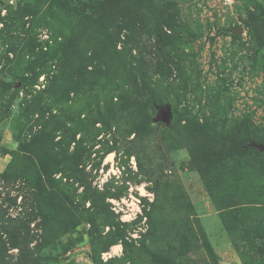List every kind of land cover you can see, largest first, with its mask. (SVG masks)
I'll return each mask as SVG.
<instances>
[{
    "label": "rangeland",
    "instance_id": "obj_1",
    "mask_svg": "<svg viewBox=\"0 0 264 264\" xmlns=\"http://www.w3.org/2000/svg\"><path fill=\"white\" fill-rule=\"evenodd\" d=\"M141 1L0 0V264H264V151L190 155L264 142V0Z\"/></svg>",
    "mask_w": 264,
    "mask_h": 264
},
{
    "label": "trees",
    "instance_id": "obj_2",
    "mask_svg": "<svg viewBox=\"0 0 264 264\" xmlns=\"http://www.w3.org/2000/svg\"><path fill=\"white\" fill-rule=\"evenodd\" d=\"M131 0H121V4H125V2H130ZM164 9V10H163ZM166 7H163V5L160 6L158 2L152 1H141L139 2L138 10H148L147 14L149 15H156V20L160 21L159 24L156 25V30L157 33H164L163 36L158 34V40H156L158 43L160 42L163 47V44L168 46L171 43H176L178 40L174 39V37L169 36L167 33L163 31L164 24L168 25L169 23L172 22L170 18L166 15L165 11ZM111 12V10H109ZM111 14V13H109ZM104 23L107 25V21L103 20ZM112 22V21H111ZM119 30L121 31L118 26H116ZM124 27V26H123ZM124 29V28H122ZM153 31V30H152ZM173 117L178 118V115L176 112H173ZM201 133L204 132L202 128H204V125L201 124ZM243 137H245V141L242 143H238L237 139L233 141V138L230 139L229 141L231 142L229 146L220 148L218 150H213V151H202L201 154H198V147L194 150V147L191 148L190 150V155L193 160V163L198 166V168L201 169L202 177L203 180L209 189H212L211 186H214L215 180L214 179H220V174L221 171L224 167L227 165V161L230 159H233L235 155L237 157H243L249 150H254L257 153H260L258 149V145H263L264 142L261 139H257L256 137H253L251 134L247 133L244 134ZM233 141V142H232ZM27 148V147H25ZM47 162H39L38 165H35L28 174H30L33 178V181L36 182L37 186H41V170L45 169ZM213 171V184L210 182L208 179L209 172L208 171ZM237 178V177H236ZM235 178V179H236ZM234 179V180H235ZM243 180L240 177L238 180L234 181L231 186H234L233 189L238 192V194L246 192V189H243L241 186L243 184ZM242 205L246 208H242L240 211H248V212H254L260 214L264 209L263 208H252L254 205V202L252 201V195L249 194L246 198V200L243 201ZM262 205V204H260ZM244 211V212H245ZM260 212V213H259ZM42 213V221L45 223L46 229L49 232V227H50V217L48 216L46 209L41 210ZM249 223L252 224V222H255L254 219H250ZM259 228V227H258ZM112 246V244H107L104 247V252L108 251V249ZM211 253L212 251L209 250ZM157 259V258H156ZM159 261V260H158ZM163 263H166V261H163ZM94 264H100L97 260L94 261Z\"/></svg>",
    "mask_w": 264,
    "mask_h": 264
},
{
    "label": "water",
    "instance_id": "obj_3",
    "mask_svg": "<svg viewBox=\"0 0 264 264\" xmlns=\"http://www.w3.org/2000/svg\"><path fill=\"white\" fill-rule=\"evenodd\" d=\"M172 118V110L170 107H167L166 110H161V114L158 116V120L168 122ZM260 150L264 151V145L257 146Z\"/></svg>",
    "mask_w": 264,
    "mask_h": 264
},
{
    "label": "built area",
    "instance_id": "obj_4",
    "mask_svg": "<svg viewBox=\"0 0 264 264\" xmlns=\"http://www.w3.org/2000/svg\"><path fill=\"white\" fill-rule=\"evenodd\" d=\"M234 2V0H224V3L227 5H230ZM108 257H111V254H107L105 259H108Z\"/></svg>",
    "mask_w": 264,
    "mask_h": 264
},
{
    "label": "bare ground",
    "instance_id": "obj_5",
    "mask_svg": "<svg viewBox=\"0 0 264 264\" xmlns=\"http://www.w3.org/2000/svg\"><path fill=\"white\" fill-rule=\"evenodd\" d=\"M117 250H119V247H114L113 248V253H115Z\"/></svg>",
    "mask_w": 264,
    "mask_h": 264
}]
</instances>
